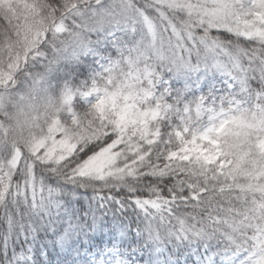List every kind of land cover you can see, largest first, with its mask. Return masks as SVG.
<instances>
[{"label": "snow or ice", "instance_id": "obj_1", "mask_svg": "<svg viewBox=\"0 0 264 264\" xmlns=\"http://www.w3.org/2000/svg\"><path fill=\"white\" fill-rule=\"evenodd\" d=\"M0 264H264V0H0Z\"/></svg>", "mask_w": 264, "mask_h": 264}]
</instances>
